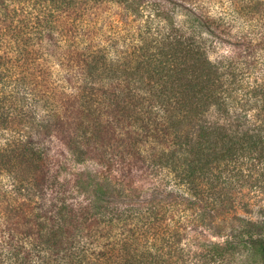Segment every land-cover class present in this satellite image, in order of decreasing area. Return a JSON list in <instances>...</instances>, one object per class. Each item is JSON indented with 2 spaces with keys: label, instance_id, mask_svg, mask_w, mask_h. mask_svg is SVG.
<instances>
[{
  "label": "trees",
  "instance_id": "trees-1",
  "mask_svg": "<svg viewBox=\"0 0 264 264\" xmlns=\"http://www.w3.org/2000/svg\"><path fill=\"white\" fill-rule=\"evenodd\" d=\"M113 13L125 49L104 44ZM208 43L229 55L211 62ZM263 54L264 0H0V264H176L217 164L264 144V122L233 129L263 106L240 79ZM246 235L264 264V230Z\"/></svg>",
  "mask_w": 264,
  "mask_h": 264
},
{
  "label": "rangeland",
  "instance_id": "rangeland-1",
  "mask_svg": "<svg viewBox=\"0 0 264 264\" xmlns=\"http://www.w3.org/2000/svg\"><path fill=\"white\" fill-rule=\"evenodd\" d=\"M120 14H109L108 17L102 19V21L107 19L104 21L105 26L112 25L113 30H110L109 33L117 41V43H113V46L108 45L109 42H104L105 46L111 48L115 46L119 50L126 48L122 38L128 32L125 30L132 27L128 22H125L128 26L126 28L124 22L120 23L123 18ZM172 16L177 25L185 29L189 28L186 25L188 18L184 12L176 9ZM122 28L123 30L120 31ZM129 33L132 34L131 31ZM95 42L100 46L103 45V41L99 39H96ZM206 48L207 56L211 62L220 61L229 55V50L218 44L208 43ZM256 54L260 55V51ZM252 66V68H243L245 77L240 76L241 80L244 78V83L241 85L247 87L246 90L249 88V91L255 92L256 96H260L261 93L264 96V54L258 59L257 64ZM237 70L241 72L240 68H236ZM262 104V108L259 102L250 105L246 113L247 116H245L250 121L247 126L241 123V121L244 122V119L233 123L237 141L244 133L255 138L254 135L258 131V127L264 122V100ZM239 111L240 109L237 108L238 114ZM205 119L211 123L227 126L224 116H220L213 109L205 114ZM45 142L48 145H53L49 138ZM235 155L237 160L232 163L222 161L217 164L214 173L220 176V181L214 194L209 195L206 199L209 209L206 211L205 220L201 227L202 233L197 237L199 241H194L195 235L189 233L178 244L179 249L182 250L175 257L174 262L176 264H260L259 259L251 253L243 242L248 239V235H246L248 230L252 232L253 237L263 234L264 230L259 227H264V144H258L248 150H238ZM86 167L90 168V165ZM92 169L96 170L97 168L94 166ZM201 185H204L203 181H201ZM35 192L36 195L40 193V188L38 187ZM214 198L217 200L215 203L212 201ZM211 208L213 210H210ZM197 238L196 240H198ZM200 242L215 245L223 256L216 262L210 260L198 262L193 259L191 254L195 253L196 248L201 246Z\"/></svg>",
  "mask_w": 264,
  "mask_h": 264
}]
</instances>
